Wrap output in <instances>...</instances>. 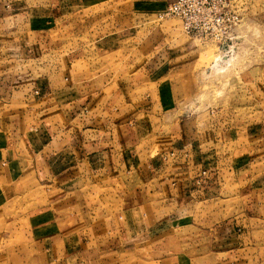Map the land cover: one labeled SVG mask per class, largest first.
Segmentation results:
<instances>
[{
  "label": "crops",
  "instance_id": "1",
  "mask_svg": "<svg viewBox=\"0 0 264 264\" xmlns=\"http://www.w3.org/2000/svg\"><path fill=\"white\" fill-rule=\"evenodd\" d=\"M48 1L0 0V214L8 199L24 194L19 185L35 182L43 186L47 202L34 211L56 216L54 222L38 219L28 228L33 236L18 247L17 263L83 264L92 250L114 238L104 234L111 227L118 232L114 246L127 241L151 246L145 258L163 261L171 258L163 247L170 239L164 233L175 229L171 223L209 229V237L194 239L195 246L207 241L208 252L203 255L196 247L192 256L179 253L174 256L178 264L189 259L194 264H264V119L240 125L226 118L213 122L206 113L175 118L186 98L185 80L171 75L169 61L154 67L147 60L138 73H129L133 62L124 64L115 54L122 32H106L102 18L94 27L85 24L82 9L105 0ZM85 35L101 57L95 67L117 58L108 75H90L91 61L83 48L60 53L63 39ZM154 75L169 79L152 80ZM221 139L235 146L238 155L230 160V152L218 153ZM225 159L227 171H234L231 179L245 183V206L239 215L205 223L200 208L193 207L202 198L211 206L217 198L224 168L219 164ZM110 194L111 202L106 201ZM153 200L173 201L168 214L177 217L150 219V208L157 205ZM59 212L81 216L60 228ZM95 212H110L97 225L102 234L80 226ZM209 214L214 219L212 209ZM154 245L161 247L157 259L152 257Z\"/></svg>",
  "mask_w": 264,
  "mask_h": 264
},
{
  "label": "rangeland",
  "instance_id": "2",
  "mask_svg": "<svg viewBox=\"0 0 264 264\" xmlns=\"http://www.w3.org/2000/svg\"><path fill=\"white\" fill-rule=\"evenodd\" d=\"M34 1L36 0H31L30 3L33 4ZM236 1L241 20L235 27L232 40L223 49H219L217 43L211 39H196L184 33L177 18L168 17L159 20L157 13L161 9V0H105L100 4L85 7L86 9H82V13L85 14V24L88 22L91 27L96 26L98 18H102L101 24L106 27V32L110 30L122 32L124 40L121 49L115 54L116 57L123 60L124 64L133 62L134 68L129 73H138L140 66L147 60H149L148 64L150 63L154 67L161 61H169V68L172 66L171 75L178 73L175 75L185 80L186 98L174 114L175 118L177 115L185 113L191 117L206 113V116L210 114L213 117V122H216V119L224 120L223 118H226L232 123L248 125L264 119V0ZM41 2L49 3L48 0H41ZM60 43L62 44L60 53L76 46L84 49L91 61L93 72L90 75L92 77L93 73H102L101 76L108 75L111 71L109 66L117 62L116 57H111L109 63L95 67L101 57L94 52L93 41L86 35L75 37L72 41L63 39ZM167 64H165L166 68ZM156 69L154 68L152 72L158 71ZM164 76L154 75L152 80H159L161 77L160 80L169 79V76ZM148 79L151 80V78ZM222 141L221 139V143L217 145L218 153L223 156L230 152V160L238 155L235 146L232 144L227 146ZM226 164L227 159L220 161L219 167L224 166L220 171L223 181L220 183V189L217 191L219 193L217 198H214L212 205L210 206V201H203L202 198V202L193 207L194 211L200 208L202 212L199 211V216L207 220L205 223H209L211 218L213 221L225 219L232 214L239 215L245 206L246 198L242 196L241 191V187L245 183L241 182L240 178L239 181L231 179L234 171L228 172L225 168ZM254 170L255 168L252 166L248 172L253 173ZM239 171L241 168H237L236 174ZM240 176L246 175L243 173ZM34 183L27 182L25 186L19 185L20 188L24 187V194L8 199L1 211L0 217H3L0 218V264H21L16 261L17 249L20 244L28 240V237L32 238L33 231L28 228L33 227L38 219L43 221L46 218V222L55 221V214L34 211L39 209L37 206H44L47 202L43 186L40 187ZM92 197L90 196L89 200ZM112 197L113 195L110 194V198L107 197L106 201H110V199L112 201ZM196 199L201 200V198H193V201ZM101 200L103 202L104 199ZM155 201H157V205L154 204L155 206L150 208L152 214L149 215V218L160 222L162 218H166V214L169 213L168 209L173 208L175 204H172L173 201L164 204L158 202L159 200H153V203ZM109 203L106 202V204ZM128 204L129 200L126 197L125 200L123 199V205L127 206ZM205 204L207 205L205 206ZM164 206L166 208L161 211ZM215 208L217 212H214ZM153 209H155V213ZM211 209L214 219L209 214ZM109 213L107 212L105 216L100 212L89 214L84 217L85 220L80 222V226L83 225L82 227L85 228L91 226L97 230V233L102 234V230H98L97 225ZM171 214H168L169 218L174 220L177 217L176 213ZM57 215L61 223L60 228L65 224H71L69 223L71 218L81 216V214L66 215L63 212H59ZM194 219H192L193 222H195ZM195 223L198 225L197 222ZM80 226L77 227L78 230L82 229ZM170 227L175 229L164 231L166 232L164 235H169L170 239L168 243L163 244L164 252L168 251L170 259L153 261L151 257L145 258L147 252L152 251L151 246L140 248L129 241L114 246L113 239L117 238L118 232L111 227L109 232L105 231L104 234L114 238H108L110 240L106 242L107 245L97 246L84 261L80 262L83 264H178V260L174 256L179 253L185 252L188 256H192L196 247L201 249L203 255L208 252L207 241L201 246L194 244V239L198 237L203 239L209 237L208 227L197 229L183 228L182 226L177 228V226H171V223ZM47 228L51 227L47 226ZM155 234L157 235L158 232ZM124 235L129 236L126 232ZM7 238L8 240H6ZM179 239L183 240L182 245H178ZM136 248L137 254L134 253ZM160 250L161 247L154 245V255H152L154 259L159 257ZM183 264H194V260H185Z\"/></svg>",
  "mask_w": 264,
  "mask_h": 264
},
{
  "label": "built area",
  "instance_id": "3",
  "mask_svg": "<svg viewBox=\"0 0 264 264\" xmlns=\"http://www.w3.org/2000/svg\"><path fill=\"white\" fill-rule=\"evenodd\" d=\"M164 1V8L157 13L159 20L177 18L187 35L196 39H211L219 49L228 46L241 20L236 0ZM205 174L206 170H203L201 176ZM196 182L199 184L201 178L198 177Z\"/></svg>",
  "mask_w": 264,
  "mask_h": 264
}]
</instances>
